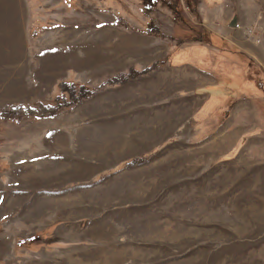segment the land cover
<instances>
[{
    "label": "rangeland",
    "instance_id": "obj_1",
    "mask_svg": "<svg viewBox=\"0 0 264 264\" xmlns=\"http://www.w3.org/2000/svg\"><path fill=\"white\" fill-rule=\"evenodd\" d=\"M195 13L0 0V264H264V13L239 17L259 60L200 50L226 43ZM61 84L91 94L25 113Z\"/></svg>",
    "mask_w": 264,
    "mask_h": 264
},
{
    "label": "crops",
    "instance_id": "obj_2",
    "mask_svg": "<svg viewBox=\"0 0 264 264\" xmlns=\"http://www.w3.org/2000/svg\"><path fill=\"white\" fill-rule=\"evenodd\" d=\"M264 0H198L195 15L199 18L200 25L196 27L194 36L209 33L217 37L222 43L242 49L246 54L259 60L262 56V43H248L249 38L242 30L240 16L252 13L253 23L257 22L259 14L264 13ZM237 17V26L229 27L232 17ZM262 17V16H261ZM190 42V41H188ZM193 42V41H192ZM199 43L200 50H216L221 52L218 45L206 42ZM247 105L241 103L233 107L230 111V118L226 120V127H240V114L247 110Z\"/></svg>",
    "mask_w": 264,
    "mask_h": 264
},
{
    "label": "trees",
    "instance_id": "obj_3",
    "mask_svg": "<svg viewBox=\"0 0 264 264\" xmlns=\"http://www.w3.org/2000/svg\"><path fill=\"white\" fill-rule=\"evenodd\" d=\"M191 2L193 4V11H195L196 10V5H197V0H191ZM143 33H145L147 35L157 36V37H160V38H164L165 37L159 31V29L157 27H152V29L144 30ZM221 50L225 51V52H228V53H231V54H234L237 57H239L237 49L231 47V45L226 44V46L221 48ZM241 58H242V56H241ZM60 91H61V93H67L68 94L67 100H65L63 98L60 101L54 103L53 105H49V106L39 105V107L36 110H34V109H26L25 113L29 114V115L38 114V115H41V116L53 115L60 108L76 104L79 101L80 98L85 97V96H89L91 94V91H83V89H80L79 90V98L77 99V97L75 96L73 87L70 86V85H67V84H61L60 85ZM11 114L12 113H10L9 111H4V110L2 111V117L3 118H10L12 116Z\"/></svg>",
    "mask_w": 264,
    "mask_h": 264
},
{
    "label": "water",
    "instance_id": "obj_4",
    "mask_svg": "<svg viewBox=\"0 0 264 264\" xmlns=\"http://www.w3.org/2000/svg\"><path fill=\"white\" fill-rule=\"evenodd\" d=\"M236 26H237V17L234 16V17H232V19L229 23V27L234 28Z\"/></svg>",
    "mask_w": 264,
    "mask_h": 264
}]
</instances>
